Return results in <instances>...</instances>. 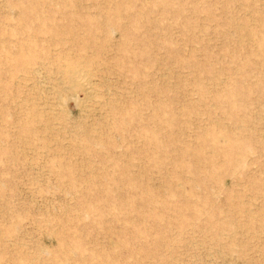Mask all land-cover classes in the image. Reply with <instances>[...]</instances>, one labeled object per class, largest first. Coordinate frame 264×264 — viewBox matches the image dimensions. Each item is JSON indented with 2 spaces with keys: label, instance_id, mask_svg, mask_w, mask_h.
Instances as JSON below:
<instances>
[{
  "label": "rangeland",
  "instance_id": "rangeland-1",
  "mask_svg": "<svg viewBox=\"0 0 264 264\" xmlns=\"http://www.w3.org/2000/svg\"><path fill=\"white\" fill-rule=\"evenodd\" d=\"M0 264H264V0H0Z\"/></svg>",
  "mask_w": 264,
  "mask_h": 264
},
{
  "label": "bare ground",
  "instance_id": "bare-ground-1",
  "mask_svg": "<svg viewBox=\"0 0 264 264\" xmlns=\"http://www.w3.org/2000/svg\"><path fill=\"white\" fill-rule=\"evenodd\" d=\"M41 53V52H40ZM67 60V59H66ZM78 62V61H77ZM48 64V63H47ZM76 66L77 64L75 63H69L66 68L62 71L63 74L65 75L66 77V80L69 82V84L67 86L70 85V83L72 85H76V84H80L82 90L84 91L85 94H89L91 93V81L90 80H87L85 78V75L83 76L82 73L80 74L78 71H76ZM44 67V66H43ZM89 73V72H88ZM32 74V73H31ZM84 74V73H83ZM63 76V75H62ZM64 78V76H63ZM90 81V82H89ZM72 89L73 90H76L75 88H73L74 86H72ZM81 91V90H80ZM93 91V90H92ZM104 91V90H103ZM107 93V92H106ZM86 96V95H85Z\"/></svg>",
  "mask_w": 264,
  "mask_h": 264
}]
</instances>
